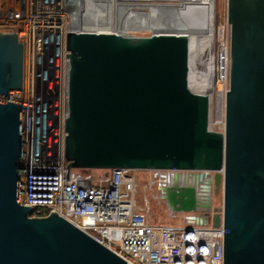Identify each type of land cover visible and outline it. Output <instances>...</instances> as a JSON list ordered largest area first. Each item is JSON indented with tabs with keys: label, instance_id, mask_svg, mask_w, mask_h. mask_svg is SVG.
Instances as JSON below:
<instances>
[{
	"label": "water",
	"instance_id": "obj_1",
	"mask_svg": "<svg viewBox=\"0 0 264 264\" xmlns=\"http://www.w3.org/2000/svg\"><path fill=\"white\" fill-rule=\"evenodd\" d=\"M227 21L218 131L212 103L190 89L189 32L134 35L76 28L73 19L65 154L74 168L172 170L159 188L169 210L196 213L189 219L201 225L222 222L224 264H264V0H227ZM23 77V43L0 32V95L20 89ZM22 112L0 99V264H131L56 211L31 216L20 202Z\"/></svg>",
	"mask_w": 264,
	"mask_h": 264
},
{
	"label": "built area",
	"instance_id": "obj_2",
	"mask_svg": "<svg viewBox=\"0 0 264 264\" xmlns=\"http://www.w3.org/2000/svg\"><path fill=\"white\" fill-rule=\"evenodd\" d=\"M181 1L116 0L131 6L175 5ZM72 23L68 0H0V32H16L24 47L22 87L0 95V99L23 108L20 202L33 208L31 216L56 211L131 264H224L222 222L219 226L201 225L189 219L196 213H181L182 224H154L137 205V170L102 169L96 178L92 169L69 166L65 154L67 35ZM229 42V38L221 41L228 48V72L222 82H229ZM216 80L214 77L212 112L216 98L220 117L229 87L225 92L216 91ZM151 171L159 188L173 173Z\"/></svg>",
	"mask_w": 264,
	"mask_h": 264
},
{
	"label": "bare ground",
	"instance_id": "obj_3",
	"mask_svg": "<svg viewBox=\"0 0 264 264\" xmlns=\"http://www.w3.org/2000/svg\"><path fill=\"white\" fill-rule=\"evenodd\" d=\"M69 3L76 28L106 31L121 29L126 33H130L128 29L142 28L152 29L154 32H189L190 89L212 103L215 76V0H182L175 5L124 7L118 6L115 0H69ZM219 54L216 78L222 82L226 79L228 66L221 76L224 68L222 49ZM202 72H206L208 77L203 76Z\"/></svg>",
	"mask_w": 264,
	"mask_h": 264
},
{
	"label": "rangeland",
	"instance_id": "obj_4",
	"mask_svg": "<svg viewBox=\"0 0 264 264\" xmlns=\"http://www.w3.org/2000/svg\"><path fill=\"white\" fill-rule=\"evenodd\" d=\"M215 38H214V56H215V76H218V64H219V50L223 51V72L227 68V47L226 45H221V41L227 40L230 41V25L227 21V0H215ZM88 29V28H86ZM128 32L134 35H150L154 31L148 28L142 29H128ZM230 44V42H229ZM229 66H230V45H229ZM230 68V67H229ZM203 76L208 77L206 72H202ZM222 78V77H221ZM218 79V77H217ZM223 80V79H222ZM220 84V85H219ZM229 87L228 80L225 82H218L216 80L215 88L216 91L225 92ZM214 90V89H213ZM214 96V91L213 94ZM213 100V97H212ZM212 102V101H211ZM225 121V108L223 107V112L220 117H218L216 111V98L214 101V109L212 112L211 128L218 131H223V123ZM223 122V123H222ZM102 169H92V172L96 175V178L102 174ZM136 175L138 178V186L136 190V201L139 208L146 212L149 220L154 224H182L183 223V214L172 213L166 201L161 197L158 182L155 178L153 171L151 170H137ZM223 204V189L221 187L219 193L214 195V205L216 207H221Z\"/></svg>",
	"mask_w": 264,
	"mask_h": 264
}]
</instances>
